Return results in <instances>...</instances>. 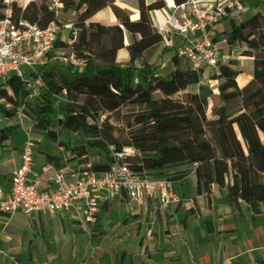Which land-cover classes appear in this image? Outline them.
Wrapping results in <instances>:
<instances>
[{
  "label": "trees",
  "instance_id": "obj_1",
  "mask_svg": "<svg viewBox=\"0 0 264 264\" xmlns=\"http://www.w3.org/2000/svg\"><path fill=\"white\" fill-rule=\"evenodd\" d=\"M132 1L138 14L136 21H130L131 11L115 5V0H60V12L76 15L72 27L78 33L73 39L70 36L73 40L70 52L81 66L38 67L42 84L37 98L29 99L23 82L15 76H9L0 85V154L7 147V139L19 131L17 124L9 122L20 108L32 132L57 143L68 154L67 162L76 166L89 165L93 171L104 172L113 164L111 152L133 149L137 155L126 157L125 161L140 167L152 178L174 185L178 205L190 199L183 168L196 166L198 191L200 165L207 164L211 183L222 190L227 186L230 165L234 169L233 185L224 197L226 202L231 201L233 189L251 216L258 215L260 206L264 205V0L239 1L247 10L256 9L241 22L226 9L220 35L226 36L228 44L237 48L241 57L252 58L253 83L238 92V72L228 69L226 80L218 86L220 106L209 117L211 92L198 87L200 75L183 60L185 65L175 63L163 75L142 59V52L155 42L144 22L143 0ZM185 1L178 0L180 4ZM105 8L113 13L116 25L90 21ZM11 11L14 22L22 20L40 29L58 23L43 3H29L23 9L13 4ZM124 32L140 39L133 44V51L128 47L127 59L119 61V52L126 46ZM66 48L68 45L57 38L48 58ZM165 52L164 47L159 56ZM90 88L110 91L119 107L106 117L100 115L96 96L84 95ZM4 89L14 98L12 106L3 101ZM154 94L163 97L152 99ZM236 107L240 111L221 125V111ZM91 151L95 153L92 160L88 155ZM53 166L59 169L62 163L55 161ZM7 180V168L0 162V184ZM204 187L209 190L208 185ZM194 215L191 207L184 217ZM200 224L204 233H211L209 219L200 220ZM119 256L123 257L124 253Z\"/></svg>",
  "mask_w": 264,
  "mask_h": 264
},
{
  "label": "built area",
  "instance_id": "obj_2",
  "mask_svg": "<svg viewBox=\"0 0 264 264\" xmlns=\"http://www.w3.org/2000/svg\"><path fill=\"white\" fill-rule=\"evenodd\" d=\"M172 13L167 16L158 33L163 46L170 49L174 56L183 60L190 70L203 77L204 71H213L231 60H239V50L231 47L225 35H217L216 24L231 9L229 2L220 0L209 4L207 0H186L180 4L173 0ZM12 0H2L0 8V85L9 76L20 79L28 91V98L39 97L42 84L37 68L53 64L59 59L48 58L53 43L58 38L70 46L76 36L72 25V39L58 37L57 23H50L44 29L35 24L12 20ZM60 0H50L48 10L57 18L60 13ZM62 64L81 66L69 52L60 59ZM19 130L25 135L23 121L29 120L18 110L15 118ZM33 144L27 139L20 151L19 165L10 176L7 189L0 186V215L11 217L16 213L25 215L65 214L79 211L86 223H93L99 207L112 201H126L129 205L151 201L154 212L173 219L171 207L178 205L179 197L172 185L162 179H155L140 167L125 161L126 157L137 155L133 149L111 152L112 166L104 172H96L89 165L77 169H54L46 185L38 179L43 172L34 170ZM195 166V165H194Z\"/></svg>",
  "mask_w": 264,
  "mask_h": 264
},
{
  "label": "rangeland",
  "instance_id": "obj_3",
  "mask_svg": "<svg viewBox=\"0 0 264 264\" xmlns=\"http://www.w3.org/2000/svg\"><path fill=\"white\" fill-rule=\"evenodd\" d=\"M25 1L26 2H24L23 4L19 3L18 0H12L11 5L14 4L20 9L25 8L29 3H34L36 5H40L43 3L47 7L50 5V0ZM226 1H228L232 6V8L230 9L232 13L231 16L238 22H241L244 19L248 18L256 11L255 8L247 10L245 9V7L240 6L238 2L241 0H221L220 4H223ZM115 5H117L121 9L128 8L131 11L130 21H136L138 19V14L135 10V4L132 0H115ZM143 5V18L149 33L148 35L153 36L152 41L155 43L145 51H143L141 57L145 62L156 67L157 70L163 75H166L171 65L175 66V63H178L180 65L185 64L182 60L176 58L173 52L167 48H165L166 52L162 56H159L164 48L161 36L158 33L159 28L156 27V23L150 13V10L146 6V0H143ZM157 6L160 12L162 11V9L166 8V4L162 0H158ZM258 9L262 10L261 7H259ZM1 12L2 8H0V13ZM57 19V26L59 29L58 37L67 41V39H69L70 36L73 35L72 28L68 27V25H72L75 23L76 15L72 14L71 12H60ZM90 21L98 22L105 26H113L118 23L109 8H105L95 14L90 19ZM224 24V21L216 24L215 29L217 35H220V33L224 30ZM76 33H78L77 30ZM123 38L126 46H124V48L119 52V61H125L127 59V54L129 51L128 47H131L130 49L133 51L135 49V46L133 44L137 43V41H139L140 39L138 35H131L127 32H124ZM69 52L70 50L68 48L63 49L62 51H55L53 53V56L58 58L59 60L53 64L65 65L61 63L60 59L63 57H67ZM238 57L239 60H235L234 64L227 62L217 69V73L219 75L218 78H215L216 75L213 71H204L203 77H199L198 87H202L211 92L207 108L208 117L210 116L212 110L217 109L220 106L218 99V86L226 80L228 69H232L235 72H238V76L236 78L238 92H242L253 83V79L251 76L252 58L241 57L240 55ZM91 94H94L99 102L100 115H104L106 117L110 113H113L119 107L115 95L110 91L100 92V89L90 88L84 95ZM181 95L182 94H180V96ZM151 97L152 99H160L163 96L160 94H154ZM3 101L8 106H12L14 103L13 96L5 89ZM19 109H17V112ZM239 111L240 107L233 108L227 112L221 111L219 116V123L221 125H225L229 117L238 113ZM9 123L11 125H16V120L12 119ZM29 125L30 123L28 121H23V129L24 131L28 132V135H25L22 131L19 130L6 141V150L8 151V156H5L4 160L8 159L12 162L8 161L5 164V167L7 168L8 180L6 183L2 184L4 185L2 186L3 189L8 188L11 173L15 169V167L19 165V152L21 151L23 143L27 139H29V141L33 144L34 170L36 171L38 170L39 172L43 171L45 173H50L51 168L54 167L53 165L55 161L62 163L61 169H66V167L77 169L78 167L85 166H76L74 163L67 162L69 158L68 154L63 152L57 143L51 142L43 136L32 132ZM54 131L57 132L58 128L55 127ZM59 138L61 139V136H59ZM88 155L90 157V160H92L95 156V153L91 151ZM195 167L196 166L191 165L182 169V171H184V173L187 175L186 179L188 183L189 181H191V190L189 189V191L191 192L190 197L192 199V201L187 200L182 202V204H186L188 205V207L192 206L196 214L204 217L205 219H210L211 216L206 211V204H215V207L219 209L223 208V206H221L220 204L226 202L224 197L233 185L234 169L230 165H228L229 172L227 174V186L220 191L211 183L209 166L207 164H202V166H200L201 183L200 188L197 191V177L195 173ZM205 184L208 185L209 190L204 187ZM172 187L174 189V185H172ZM226 203H228V207H230L233 215H240L241 217H243V215L248 211L247 207L243 204L242 199L237 193L234 192L233 189L231 201ZM182 204L174 205L173 207H171V211L174 213V217L170 222V230L167 232L165 231L164 225L162 226L161 224H164L165 219H170L171 217L156 214L159 215L158 217H161V224L154 223L152 221L153 219L149 218V212H151V202L140 206L133 203L132 206L127 205L124 202L112 201L111 203L107 204L104 210L100 208V211L98 212V214H96V218L93 223L83 224V227H81V225L79 226V224H76L71 220H67V223L61 225L59 229V235H70V251L73 247L77 246L81 248V255H84L88 248L94 249L96 247H99V249H101L102 251L119 250V252H124L125 255H128L130 257L139 250L142 251L143 255H147L148 250L153 244L152 240L154 239V237L157 238L160 233H163L164 235H172V237L176 238L180 236L181 230L184 226L181 217L185 216L186 211L183 208ZM223 215H225V213L222 214V216ZM43 232L49 234V228L45 227L42 233ZM80 232H83L84 234H80ZM157 245H159V242L157 243ZM189 252L191 251L189 250ZM256 264L260 263L257 262Z\"/></svg>",
  "mask_w": 264,
  "mask_h": 264
},
{
  "label": "crops",
  "instance_id": "obj_4",
  "mask_svg": "<svg viewBox=\"0 0 264 264\" xmlns=\"http://www.w3.org/2000/svg\"><path fill=\"white\" fill-rule=\"evenodd\" d=\"M215 1L206 2L212 4ZM171 7L159 11L163 24L172 13ZM173 68L171 65L168 72ZM7 152L5 148L0 154L2 165L11 161L7 158L4 160L5 156H8ZM54 169L51 168L50 173L42 171L44 175L38 182L46 185ZM37 172L40 173L38 170ZM188 184L191 190V181ZM190 194L189 191V197ZM189 201H192L191 197ZM118 202L129 205L126 201ZM149 202L151 201L144 199L135 204L140 206ZM109 203L102 204L98 212L100 208L104 210ZM220 205L223 208L206 204V211L211 216V233H204L201 227L200 220H204V217L198 214L186 218L182 216L184 226L178 238L160 233L152 240L153 244L147 255H143L139 250L131 257L119 250L102 251L99 247L88 248L84 255H81V248L77 246L70 251L71 237L68 234L59 235V229L67 220L81 227L83 224H89L79 211L56 215H25L21 212L11 217L0 215V264H264V205L260 206L259 214L253 217L248 211L243 217L233 215L228 203ZM182 206L185 210L192 207L186 204ZM150 211L149 218H152L154 223L161 224V217L158 216L162 214L154 212L152 202ZM171 220L165 219L164 224H161L166 232L170 230ZM45 227L49 228V234L42 233ZM120 253H124V256L120 257Z\"/></svg>",
  "mask_w": 264,
  "mask_h": 264
},
{
  "label": "bare ground",
  "instance_id": "obj_5",
  "mask_svg": "<svg viewBox=\"0 0 264 264\" xmlns=\"http://www.w3.org/2000/svg\"><path fill=\"white\" fill-rule=\"evenodd\" d=\"M165 4L166 7H171L173 5V0H162ZM19 3H23L26 2L25 0H18ZM158 0H146V6L149 8L150 13L156 23V27L157 28H161L163 23H162V19L161 16L158 13V6H157Z\"/></svg>",
  "mask_w": 264,
  "mask_h": 264
}]
</instances>
